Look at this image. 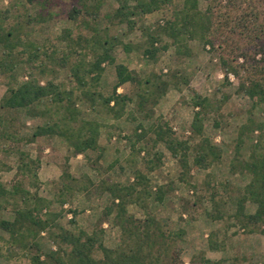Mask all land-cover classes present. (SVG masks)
<instances>
[{
  "label": "rangeland",
  "instance_id": "1",
  "mask_svg": "<svg viewBox=\"0 0 264 264\" xmlns=\"http://www.w3.org/2000/svg\"><path fill=\"white\" fill-rule=\"evenodd\" d=\"M229 1L232 0H196L201 12L212 8L214 13L210 37L213 45L204 44L198 39L189 41L187 48L191 55L179 57L175 54V48L170 46L171 42L162 38L161 45L166 44L169 48L159 52L154 60H149L143 57L141 49L136 50L137 45L145 41L139 30L141 23L132 29L125 24L110 25L103 16L112 13L117 4L114 0H101L95 19L99 34L105 36L104 29L107 27L109 36L135 48L128 53L121 46L113 49L111 55L115 63L102 66L104 72L99 91L105 97L111 95L116 81L115 67L123 65L140 78L151 74L161 77L169 84L165 95L155 106L148 105L150 116L147 118L137 112L129 115L134 112L136 94V87L130 83L117 89V93L127 95L133 101L127 103L125 115L118 121H109L103 118V114L97 115L85 105L79 104L77 109L80 111V123L96 120L101 124L98 140L101 153L98 156L95 151L85 152L80 155L81 164L77 163L76 156L72 155L61 138L40 137L33 142L27 141L38 127L47 122V118L37 114L42 108L30 112L26 109L0 110V183L3 187L11 191L15 184L23 183L24 188L29 189L28 181L17 174L20 154H27L31 160L39 163L37 174L40 185L37 193L39 197L52 202L49 211L58 215L56 223L70 231L82 230L92 234L93 230H97L103 246L115 249L120 244V231L112 225L111 217H102L112 199L107 192H100L98 186L105 182L127 187L140 174L146 177L151 195L161 186L168 185L170 190L161 203L149 199L146 210L131 205L127 211L136 220H142L144 211H147L165 225L168 231L182 232L175 243V251L181 263L207 264V261H215L222 264H264V234L261 232L264 223L243 226V218L254 212L255 205L237 203L236 200L239 191L249 183L250 176L230 171L231 162L236 157L235 146L238 145L240 127L248 119L261 123L264 104L254 106L244 93L238 91L239 85L254 74L251 69L240 68L239 74L233 75V82L228 80V74L223 70V62L236 59L239 51L264 66V36L257 41L252 38V33L240 34L235 30L237 18L251 7L260 12L258 21H264V0H235L230 6ZM77 5L78 0H37L33 4L25 0H0V34L5 31L12 33L17 45L14 53L18 55L21 52L19 58L24 61L16 63L11 71L10 64L3 62L5 57L0 48V63L6 67L5 71L0 69V100L8 85L22 84L31 75L41 84L51 80L65 84L67 88L75 85L68 63L66 68L54 67L45 58L51 45H55L58 57L68 51L57 40L63 31H70L74 40L79 35H91V30L85 29L83 22L91 21L93 15L82 12L76 22L66 18L67 13ZM181 6L182 0H168L158 11L144 17L143 25L154 30L171 19L173 12ZM89 7L92 10L94 4ZM47 12H52V17H48ZM258 42H261L263 51L254 48L259 46ZM34 55L38 56L36 61L31 59ZM74 56L69 55L67 61L70 62ZM28 59L31 61L25 63ZM243 61V58H239L235 64L240 67ZM42 62H46L48 70L54 72L40 73L36 67ZM183 78L188 79V84L183 83ZM197 98L209 100L218 111L203 112L201 107L193 105ZM196 113H201L200 136L192 133ZM159 127L168 129L177 141L186 143V171L181 165V156L173 157L164 142L153 144L154 133L151 129L157 130ZM142 130L148 133L144 141L136 144L132 150L131 144ZM257 136V132H253L243 139L238 161H248L252 147L258 140ZM205 142L217 149L220 158L217 162L196 167L194 156L198 146L204 144L207 148ZM157 156L159 161L149 170L148 161ZM47 163L56 168L51 167V178H43L41 175L42 182L39 173ZM66 169L75 179L69 185L76 188L86 186L87 191L76 192L73 198L69 197L68 203L61 206L54 201L55 184L59 183ZM89 182L92 186H89ZM0 219L11 221L13 214L9 210L0 211ZM0 236L5 239L8 237L2 231ZM39 242L45 252L56 250L43 234ZM93 257L101 258L100 251L96 250ZM0 264H29V261L19 255L10 261L0 258Z\"/></svg>",
  "mask_w": 264,
  "mask_h": 264
},
{
  "label": "trees",
  "instance_id": "2",
  "mask_svg": "<svg viewBox=\"0 0 264 264\" xmlns=\"http://www.w3.org/2000/svg\"><path fill=\"white\" fill-rule=\"evenodd\" d=\"M25 1L28 4H33L37 0ZM100 1L78 0L77 7L72 8L66 15V18L71 22H76L78 15L82 12L93 15L94 18L91 21L83 22V27L91 30V35L89 37L79 35L74 40L70 31H63L57 40L64 44L68 51L58 57L55 45H51L45 58L54 67L66 68L69 64L70 75L75 80L74 86L67 88L65 84L55 83L51 80H46L44 84H41L32 75L22 84L7 86L6 92L0 100V110L26 109L30 112L42 108L37 111V114L47 118L45 125L38 127L27 141L33 142L40 137H58L66 143L73 156L82 155L87 151L98 152L99 156L101 149L98 140L101 124L96 120L81 121L80 123V111L77 109L79 104L85 105L97 115L103 114V118L109 121H118L125 115L127 103L133 101L127 95L117 93V89L130 83L136 87V94L134 112L129 115L137 112L139 115L144 114L143 117L147 118L150 116L147 112L148 105L155 106L158 100L165 95L169 86L168 82L153 74L140 78L123 65L115 67L116 81L111 95L105 97L99 91V83L104 72L102 66L115 63V59L111 55L113 49L116 46H121L123 51L128 53L135 48L124 45L116 37L109 36L107 27L104 29L105 36L99 34L95 19L98 15ZM114 1L117 8L112 13L105 14L104 19L110 25L125 24L129 29L141 23L139 30L145 41L137 45L136 50L141 49L143 57L149 60H154L159 52L169 48L166 44L161 45L162 38L171 42L170 46L175 48V54L179 57L191 55L187 48L189 41L198 39L204 44L213 45L210 37L213 31L214 13L212 8L201 12L197 8L196 0H182L181 8L173 12L172 18L166 20L162 26L158 25L154 30L151 27H145L143 19L158 11L168 0ZM234 1H229V6ZM90 4H94L92 10L90 9L92 7H89ZM47 13L48 17H52V12ZM259 13L251 7L248 12L237 18L235 30L240 34L252 33V38L260 40L264 36V21H258ZM12 37L10 31L0 34V48L5 57L3 62L10 64L11 71L16 63L24 62L19 58L22 55L21 52L18 55L14 53L17 45ZM260 44L261 42L254 48L263 51ZM69 55H75L70 62L67 61ZM37 58V55H34V58L31 57L35 61ZM89 58L91 60H88ZM239 58L244 60L240 67L235 64ZM31 59L25 63L30 62ZM45 63H40L36 69H39L38 71L43 74L48 71L52 72L53 70H48ZM240 68L251 69L254 74H251L252 76L247 77L246 81L239 85L238 91L244 93L254 106L264 104V66L255 62L253 58H249L242 51H239L237 58L231 62H223V70L226 74L238 75ZM0 69L6 70L3 63H0ZM182 81L184 84H188V79L183 78ZM193 105L201 107L205 113L218 111L206 99L193 101ZM153 130L152 128L153 144L156 145L159 141L164 142L166 149L173 157L181 156L180 162L186 171L188 152L186 143L177 141L173 134L163 127ZM201 132V113H196L192 123V133L200 136ZM253 132H257L258 140L252 147L248 161H238L237 157L243 139ZM147 133L142 130L136 134L135 140L131 144L132 150L135 149L136 144L144 141ZM237 141L236 157L231 162L230 171L240 175H249L250 181L243 190L239 191L236 200L237 203L248 202L256 206L254 214L243 218L242 225L246 227L264 223V114L263 121L259 124L248 119L240 127ZM205 143L207 148L204 144L198 146L194 156L196 167L217 162L220 158L217 149L208 145L207 142ZM20 155L17 174L28 181L29 189H25L23 183H17L10 191L0 183V211L9 210L13 214L11 221L0 219V231L8 235L7 239L0 236L1 259L10 261L21 255L26 257L29 264H183L175 251L176 240L180 239L182 232L168 231L165 225L147 211H144L145 216L142 220L134 219L127 211L128 206L131 205L146 210L149 199L161 203L170 190V186L158 187L155 189L154 195H151L146 177L140 174H137L133 184L127 187L118 183L105 182L98 186L100 192H107L112 199L102 217L104 219L111 217L112 225L120 231V244L115 249H108L100 241L97 230H93L92 234L82 230L70 231L56 223L58 215H53L49 211L52 202L39 197L37 193L40 185L37 174L39 163L31 160L27 154L21 153ZM156 161H159V156L148 161L149 170L154 168ZM69 182L73 183L75 179L66 169L62 172L59 183L55 184L54 201L61 206L68 203L69 197L73 198L76 192L86 193L87 191L86 186L76 188L70 186ZM89 186H92L90 182ZM30 189L34 191L31 192ZM261 232L264 234V225ZM42 234L56 247V250L48 252L42 250L39 242ZM96 250L101 253L99 259L93 257ZM207 264L222 263L207 261Z\"/></svg>",
  "mask_w": 264,
  "mask_h": 264
},
{
  "label": "crops",
  "instance_id": "3",
  "mask_svg": "<svg viewBox=\"0 0 264 264\" xmlns=\"http://www.w3.org/2000/svg\"><path fill=\"white\" fill-rule=\"evenodd\" d=\"M80 155H77L76 157H75V160L77 161V163L78 164H81V162H80ZM71 162V161H70ZM69 162V163H70ZM51 167H54V168H56V166L55 165H51V164H49V163H47L43 168H42V170H41V173H39V179L42 181L43 179H41V175H43L44 177L43 178H51V174H50V172H51ZM53 171V170H52ZM54 172H55V170H54ZM55 174H56V172H55ZM54 178H56V177H54ZM45 180H48V179H45ZM43 182V181H42ZM255 210H256V206H255V209H254V212H255ZM254 212L253 213H249V215H252V214H254ZM209 262H215V261H209Z\"/></svg>",
  "mask_w": 264,
  "mask_h": 264
},
{
  "label": "built area",
  "instance_id": "4",
  "mask_svg": "<svg viewBox=\"0 0 264 264\" xmlns=\"http://www.w3.org/2000/svg\"><path fill=\"white\" fill-rule=\"evenodd\" d=\"M227 77H228V80H229L230 82H233L234 77H233L232 74H228Z\"/></svg>",
  "mask_w": 264,
  "mask_h": 264
}]
</instances>
